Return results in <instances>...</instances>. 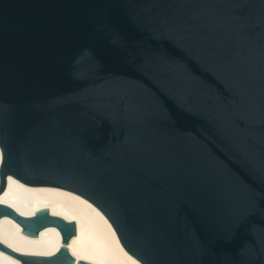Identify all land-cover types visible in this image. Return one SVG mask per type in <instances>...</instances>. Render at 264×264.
Returning a JSON list of instances; mask_svg holds the SVG:
<instances>
[{
	"label": "water",
	"instance_id": "water-1",
	"mask_svg": "<svg viewBox=\"0 0 264 264\" xmlns=\"http://www.w3.org/2000/svg\"><path fill=\"white\" fill-rule=\"evenodd\" d=\"M6 177L82 195L142 264H264V0H0ZM50 255L73 221L0 217Z\"/></svg>",
	"mask_w": 264,
	"mask_h": 264
},
{
	"label": "bare ground",
	"instance_id": "bare-ground-1",
	"mask_svg": "<svg viewBox=\"0 0 264 264\" xmlns=\"http://www.w3.org/2000/svg\"><path fill=\"white\" fill-rule=\"evenodd\" d=\"M0 202L21 215H31L45 207L51 214L73 221L76 232L66 246L75 260L93 264H142L125 250L101 210L80 194L51 185H28L8 175L5 188L0 192ZM0 241L17 253L50 255L61 245V234L55 226L49 225L37 235H28L16 221L3 215ZM0 264L21 262L0 250Z\"/></svg>",
	"mask_w": 264,
	"mask_h": 264
},
{
	"label": "snow or ice",
	"instance_id": "snow-or-ice-1",
	"mask_svg": "<svg viewBox=\"0 0 264 264\" xmlns=\"http://www.w3.org/2000/svg\"><path fill=\"white\" fill-rule=\"evenodd\" d=\"M0 243H3V241H0Z\"/></svg>",
	"mask_w": 264,
	"mask_h": 264
}]
</instances>
